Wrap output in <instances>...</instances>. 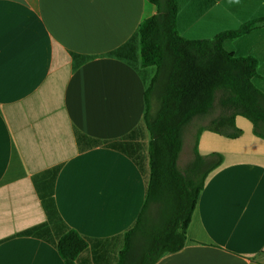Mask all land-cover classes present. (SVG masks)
<instances>
[{
  "label": "crops",
  "instance_id": "crops-1",
  "mask_svg": "<svg viewBox=\"0 0 264 264\" xmlns=\"http://www.w3.org/2000/svg\"><path fill=\"white\" fill-rule=\"evenodd\" d=\"M148 0H0V264H65L42 196L88 246L76 264H117L149 180L138 28ZM264 0H177L176 28L256 60L264 94ZM202 131L199 156L219 154L178 251L154 264H264V138ZM136 131L140 148L115 144ZM49 228L45 234L42 228ZM41 228V229H40Z\"/></svg>",
  "mask_w": 264,
  "mask_h": 264
},
{
  "label": "trees",
  "instance_id": "trees-1",
  "mask_svg": "<svg viewBox=\"0 0 264 264\" xmlns=\"http://www.w3.org/2000/svg\"><path fill=\"white\" fill-rule=\"evenodd\" d=\"M148 1L157 7V13L140 24L138 37L141 67L155 68L144 92L149 180L143 208L134 226L124 234L117 264H154L161 256L184 246L186 229L206 178L221 163L219 154L198 155L196 141L202 131L235 138L240 130L234 119L241 116L252 124L254 135L264 138L259 128L264 124V94L254 85L256 60L234 57L221 45L224 39L244 33L253 24L212 40L191 41L177 31V0ZM217 92L224 93L221 105L231 113L199 130L194 152L208 166L199 179L191 180L176 167L182 131L194 117L212 111ZM114 147L128 152L120 143ZM42 202L48 225L57 235L60 257L65 264H76L88 243L63 225L51 189L42 196ZM48 229L42 228L41 233Z\"/></svg>",
  "mask_w": 264,
  "mask_h": 264
},
{
  "label": "rangeland",
  "instance_id": "rangeland-1",
  "mask_svg": "<svg viewBox=\"0 0 264 264\" xmlns=\"http://www.w3.org/2000/svg\"><path fill=\"white\" fill-rule=\"evenodd\" d=\"M223 94V92L216 93L214 108L210 113L194 117L192 121L183 128L182 144L177 155L176 167L180 173L184 174L191 180L194 178L199 179L205 173V169L208 166L207 163L197 158L194 152L195 140L199 130L202 128H208L212 120L223 116H229L231 113L221 105ZM259 128L264 131V124H260ZM142 140V135L136 131L134 134L127 136L120 142V144L126 147L128 151L132 152L136 150V148L137 150L140 148Z\"/></svg>",
  "mask_w": 264,
  "mask_h": 264
}]
</instances>
